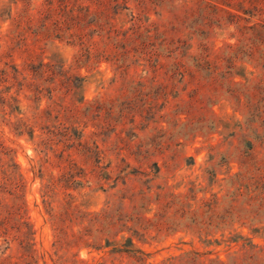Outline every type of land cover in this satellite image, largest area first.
Segmentation results:
<instances>
[{
  "label": "rangeland",
  "instance_id": "obj_1",
  "mask_svg": "<svg viewBox=\"0 0 264 264\" xmlns=\"http://www.w3.org/2000/svg\"><path fill=\"white\" fill-rule=\"evenodd\" d=\"M0 264H264V0H0Z\"/></svg>",
  "mask_w": 264,
  "mask_h": 264
}]
</instances>
